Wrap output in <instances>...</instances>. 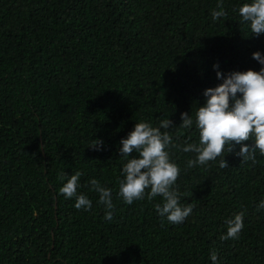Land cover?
<instances>
[{
    "label": "trees",
    "instance_id": "obj_1",
    "mask_svg": "<svg viewBox=\"0 0 264 264\" xmlns=\"http://www.w3.org/2000/svg\"><path fill=\"white\" fill-rule=\"evenodd\" d=\"M0 0V264H264V155L242 162L241 145L188 168L199 144L195 112L204 92L233 71H260L264 34L238 9L251 0ZM237 9V11H233ZM193 118L179 127L181 114ZM167 131L180 224L155 210L161 196L131 205L119 196L120 141L136 123ZM103 142L101 150L90 145ZM252 143V141H248ZM139 154L135 151L132 157ZM225 159L228 167L221 168ZM80 172L77 210L59 189ZM63 175L64 179H59ZM111 189L113 219L90 181ZM243 212L238 239L222 240Z\"/></svg>",
    "mask_w": 264,
    "mask_h": 264
},
{
    "label": "clouds",
    "instance_id": "obj_2",
    "mask_svg": "<svg viewBox=\"0 0 264 264\" xmlns=\"http://www.w3.org/2000/svg\"><path fill=\"white\" fill-rule=\"evenodd\" d=\"M237 11V9H233ZM242 22L250 25L252 34L260 36L264 34V0H251L238 9ZM228 13L223 7V0L213 9L211 16L213 20H219ZM252 58L264 65V55L260 51L252 54ZM217 69V78L223 83L208 88L204 92L207 98L206 104L199 106L195 112V126L199 130V144H188L183 147L184 152H195L196 158L187 162V167L206 165L209 161H215L217 157L224 155L225 145L227 152L233 151L235 145H241L236 153L243 157L242 162L256 161V151L264 155V67L260 71L249 69L247 71H233L227 74L219 71V65L213 66ZM181 128L191 129L193 118L189 113L181 114ZM170 119L160 121V127H152L146 122L136 123L134 130L123 138L119 149L121 157L127 161L122 168L123 179L119 183V196L124 202L131 205L135 200L145 198L152 201L161 196L163 204H156L155 210L161 218L166 217L172 224L182 223L192 212V207H181L179 195L173 189L180 169L170 162L169 153L166 148L173 145L172 136L167 132H161V128L167 130L172 126ZM252 143H248V141ZM103 142L93 140L91 147L101 150ZM137 157H131L133 152ZM221 168L228 167V162L223 158L220 161ZM81 173L78 171L71 175L70 179L59 189V193L66 198L75 197L74 207L85 211L92 208V201L83 194L77 193V186ZM63 180L64 176L60 175ZM91 191L99 194L98 203L105 207V220L113 219L114 204L112 202L111 189L102 187L96 179L90 181ZM264 209V200L258 205V210ZM243 215L238 213L233 219L227 221V232L220 238L222 240L238 239L243 229ZM210 259L216 264L217 253L212 252Z\"/></svg>",
    "mask_w": 264,
    "mask_h": 264
}]
</instances>
